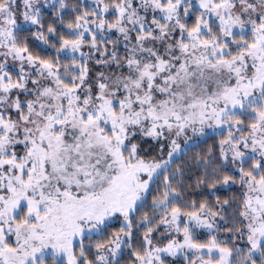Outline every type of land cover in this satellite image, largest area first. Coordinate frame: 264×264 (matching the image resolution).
Masks as SVG:
<instances>
[{
	"label": "snow or ice",
	"instance_id": "snow-or-ice-1",
	"mask_svg": "<svg viewBox=\"0 0 264 264\" xmlns=\"http://www.w3.org/2000/svg\"><path fill=\"white\" fill-rule=\"evenodd\" d=\"M0 264H264V0H0Z\"/></svg>",
	"mask_w": 264,
	"mask_h": 264
}]
</instances>
